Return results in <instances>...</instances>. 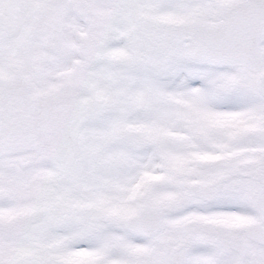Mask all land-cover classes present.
Listing matches in <instances>:
<instances>
[{"label": "snow or ice", "instance_id": "1", "mask_svg": "<svg viewBox=\"0 0 264 264\" xmlns=\"http://www.w3.org/2000/svg\"><path fill=\"white\" fill-rule=\"evenodd\" d=\"M0 264H264V0H0Z\"/></svg>", "mask_w": 264, "mask_h": 264}]
</instances>
